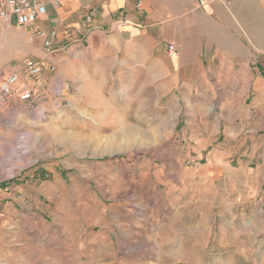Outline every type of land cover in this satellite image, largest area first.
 <instances>
[{"label": "rangeland", "instance_id": "rangeland-1", "mask_svg": "<svg viewBox=\"0 0 264 264\" xmlns=\"http://www.w3.org/2000/svg\"><path fill=\"white\" fill-rule=\"evenodd\" d=\"M152 70L87 89L56 68L13 129L4 163L39 168L60 228L90 229L51 264H264V93L168 89Z\"/></svg>", "mask_w": 264, "mask_h": 264}, {"label": "crops", "instance_id": "crops-1", "mask_svg": "<svg viewBox=\"0 0 264 264\" xmlns=\"http://www.w3.org/2000/svg\"><path fill=\"white\" fill-rule=\"evenodd\" d=\"M42 3L38 25L46 32L59 31L55 44L59 50L51 60L43 59V37L30 41V29L0 23V171L11 169L6 178H0V264H51L60 244L83 243L87 251L91 244L90 229L85 224L58 226L56 214L48 211L40 189L36 191L39 168L23 173L25 166L20 157L14 166L4 163L7 146L18 134L13 129L26 124L29 109L41 106L37 97L22 101L15 95L8 102L1 94L3 81L14 72L21 74L27 60H40L43 71L38 80L21 74L17 90L35 85L38 91V86L50 85L52 80H47L52 74L51 66L63 71L70 81H82L87 89L101 88L104 75L117 67L150 66L156 75L154 80L175 82L166 85L168 89L238 91L241 98L252 90L259 97L264 93V0ZM92 9L101 11L94 19L97 27L86 40L67 43L69 30L75 33L83 28V15ZM119 20L126 22L119 25ZM170 43L176 46L177 55L168 54ZM260 53L262 61L256 62ZM187 75L198 76L197 81H192L193 87ZM238 97H227L225 103L234 105ZM177 230L173 228L172 234Z\"/></svg>", "mask_w": 264, "mask_h": 264}, {"label": "built area", "instance_id": "built-area-1", "mask_svg": "<svg viewBox=\"0 0 264 264\" xmlns=\"http://www.w3.org/2000/svg\"><path fill=\"white\" fill-rule=\"evenodd\" d=\"M42 0H0V23H15L17 26L28 28L32 31L30 41H33L36 36L44 38L43 43V59L51 60L58 52V47H55L58 40L59 31L52 29L49 32L44 31L38 25L39 10L42 7ZM141 1L139 2V6ZM100 9H92L84 13L83 28L77 29L75 33L69 30L65 40L67 43L84 41L90 33L97 27L94 25V19L100 14ZM125 20H119V25H124ZM167 52L170 56L177 55L178 50L174 44L167 46ZM263 55L260 53L256 56V62H261ZM54 70V66H51ZM43 71V63L40 60L29 59L26 61L24 73L33 80H38ZM21 74L14 72L10 74L1 85V94L4 101H10L13 96L22 101H28L36 97L38 91L35 85L27 86L21 90H17L15 85L20 82Z\"/></svg>", "mask_w": 264, "mask_h": 264}]
</instances>
